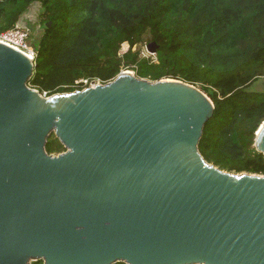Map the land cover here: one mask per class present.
<instances>
[{"label":"water","instance_id":"95a60500","mask_svg":"<svg viewBox=\"0 0 264 264\" xmlns=\"http://www.w3.org/2000/svg\"><path fill=\"white\" fill-rule=\"evenodd\" d=\"M34 68L0 42V264H264V174L201 155L204 92L120 71L44 97Z\"/></svg>","mask_w":264,"mask_h":264},{"label":"trees","instance_id":"16d2710c","mask_svg":"<svg viewBox=\"0 0 264 264\" xmlns=\"http://www.w3.org/2000/svg\"><path fill=\"white\" fill-rule=\"evenodd\" d=\"M35 4L36 21L24 19ZM20 19L29 40L40 27L29 42L36 53L29 86L71 92L84 87L78 79L106 83L124 68L198 86L214 105L201 155L226 171L264 174V155L254 147L264 91L250 89L264 77V0H0V32ZM151 41L154 59L141 53ZM124 42L129 48L120 55ZM45 150L65 148L52 134Z\"/></svg>","mask_w":264,"mask_h":264},{"label":"built area","instance_id":"2783aa9c","mask_svg":"<svg viewBox=\"0 0 264 264\" xmlns=\"http://www.w3.org/2000/svg\"><path fill=\"white\" fill-rule=\"evenodd\" d=\"M28 37H29V35H28V32H27L25 26L21 24V19L15 24V26L13 28L0 32V42L1 43L6 44V45L24 53L34 63L36 53H35L34 49L30 46L29 41H28L29 40ZM122 47H127V50L129 48V46L126 42H124L122 44L121 48ZM124 52H121V49H120L119 54L122 55ZM153 55L155 56V54H153ZM121 71H126V72H129V73H132L135 75V69L134 68H124ZM79 83H82L84 85L83 88H86L88 86H95L97 84H103L98 79H94L92 81H89L88 79H78L75 81V84H79ZM34 89L39 91L36 88H34ZM40 94L44 97L51 95L47 91H41ZM54 94H56V93H54Z\"/></svg>","mask_w":264,"mask_h":264},{"label":"rangeland","instance_id":"374dc122","mask_svg":"<svg viewBox=\"0 0 264 264\" xmlns=\"http://www.w3.org/2000/svg\"><path fill=\"white\" fill-rule=\"evenodd\" d=\"M37 12H38V6L35 4V5L30 7L28 12L25 14V18L24 19H27L28 21H31V22H35L36 21ZM24 19H21V24L25 26L26 23H25ZM39 31H40V27H37L33 31L32 36L37 35L39 33ZM32 36L30 37L29 42L33 39ZM126 50H127V47H122L121 48V52H124ZM141 53L143 54V56H153V58H154V55L150 54L146 50L145 46L142 47ZM196 87H198V86H196ZM250 89L253 90V91H264V77H261V78L257 79L256 81H254L252 83V85L250 86Z\"/></svg>","mask_w":264,"mask_h":264}]
</instances>
